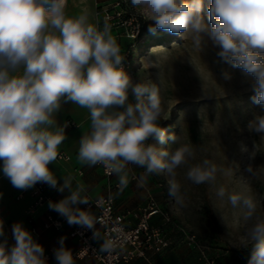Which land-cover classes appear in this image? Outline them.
I'll return each instance as SVG.
<instances>
[{"label": "clouds", "instance_id": "obj_1", "mask_svg": "<svg viewBox=\"0 0 264 264\" xmlns=\"http://www.w3.org/2000/svg\"><path fill=\"white\" fill-rule=\"evenodd\" d=\"M68 0H0V160L3 174L21 190L37 182L46 183L59 192L70 193L59 202L49 201V208L67 219L93 231L99 218L82 195V184L73 187V177L63 176L58 185L49 168L58 158L59 146L65 141L67 122L58 125L54 115L62 104L72 102L88 109L91 130L79 140L78 159L88 167L103 165L106 174L116 175L121 188L129 183V164L145 169L146 175L166 173L172 179L168 194L183 202L176 169L195 158L192 146L182 145L174 151L158 147L175 143L177 135H167L159 121L163 114L160 88L155 83L133 81L122 67L124 56L112 26L105 20L102 28L89 21L88 14H66ZM149 20L148 31L166 30L191 37L200 50L205 37L217 55L234 68L254 77L251 101L264 107V0H211L206 23L204 0H131ZM225 78H230L225 73ZM135 102L129 101V93ZM79 126V125H78ZM248 130L264 140V115L248 123ZM155 143H148L149 139ZM247 151V149H244ZM257 146L251 153L256 155ZM217 165L204 159L189 167L187 178L194 184H214ZM246 179L257 176L249 164ZM226 175H232L229 168ZM217 196L224 198L220 187ZM233 208L244 209L243 220L249 222L246 239L251 242L249 264H264V219L251 195L227 194ZM15 244L8 246L3 220L0 219V264H47L44 248L23 226L12 225ZM54 249L57 264H76L70 249ZM115 246L108 241L100 252L111 255Z\"/></svg>", "mask_w": 264, "mask_h": 264}, {"label": "rangeland", "instance_id": "obj_2", "mask_svg": "<svg viewBox=\"0 0 264 264\" xmlns=\"http://www.w3.org/2000/svg\"><path fill=\"white\" fill-rule=\"evenodd\" d=\"M121 1V6L114 8L111 2L108 7L98 0H68L65 11L70 17L86 12L89 21L102 28L104 22L100 23L99 12L109 8L107 22L112 26V35L125 61L129 62L125 72L133 81L159 86L164 109L160 126L166 129L167 135L178 137L175 143L166 140L158 147L171 152L189 145L195 151L194 159L176 169L175 179L181 185L183 202L170 197L168 191L154 194L171 217L166 225L171 245L150 261L154 264H249L251 242L246 239L249 222L243 220V208L231 206L227 194L251 195L257 202L258 215L264 219V140L260 134L248 130V123L255 116L264 115V107L250 99L254 95V77L224 62L217 55L219 48L207 37L198 50L188 35L182 39V34L166 30L150 33L148 27L155 21L134 8L131 0ZM210 2L204 0L202 10L206 23H210L207 11ZM117 9L124 13L112 18ZM136 24H140L139 33L134 29ZM225 73L230 78H225ZM129 101L135 102L131 92ZM58 123L63 125L62 119ZM148 143L155 141L150 138ZM255 145L256 155L251 157ZM204 159L215 163L218 169L231 168L233 174L218 171L214 184H194L187 178V172L190 166ZM249 164L257 172L251 181L246 179L250 175L246 171ZM163 174L169 189L172 178ZM5 177L0 169V196L7 191L1 181ZM220 187L226 191L224 198L216 194ZM163 222L161 216V222L154 225ZM190 234L196 235L199 245L194 247L188 243Z\"/></svg>", "mask_w": 264, "mask_h": 264}, {"label": "crops", "instance_id": "obj_3", "mask_svg": "<svg viewBox=\"0 0 264 264\" xmlns=\"http://www.w3.org/2000/svg\"><path fill=\"white\" fill-rule=\"evenodd\" d=\"M98 1H100V3H106V6H108L109 2L113 3V1L110 0ZM63 105V109L54 115V119L57 121L58 125L59 118L62 119L64 124L66 117H69V121L67 122L68 127L65 129L66 139L59 146L58 154H67L70 158H57L56 161L49 165V168L56 175L58 185L63 184V176L71 175L73 177V187L77 184L85 186L86 192L82 193V195L92 198L105 196L109 193L110 181L119 182L117 176L114 175L109 180L105 177L98 165L88 167L83 165L78 159L79 140L83 134L91 130L90 113L88 109L81 108L72 102H68V104L64 103ZM0 164H2V160H0ZM0 169H2V165H0ZM127 169L129 172L127 177L129 183L124 190H120L116 193V210L118 212L129 213V215H131V213L136 212L141 206L148 203L150 195L158 194L159 192L167 193L168 184L165 182L166 178L163 173L160 175H146L141 186V176L144 174L145 169L132 164H129ZM1 181H3L2 185L7 188V191L0 196V219L3 220L4 231L9 247L15 244L12 225L16 222H22L23 226L33 235L34 239L43 246L47 264H57L54 249L60 247L59 240L61 237H64V246L71 250L76 264H101L93 258H78L74 256L79 248V242L77 238L71 236L73 225H69L67 220L63 223L62 227L58 229L54 227L47 228L45 226L47 217L49 215H56L57 213L51 210L49 205H44L39 208L31 220L28 215V209L34 202L32 193L30 191L15 188L7 177ZM47 194L51 196L53 202H59L70 193L67 189L61 193L48 186ZM82 206L83 204L78 205L80 208H82ZM92 212L95 213V211ZM130 217L132 218L133 216ZM132 219L133 223H135L136 219ZM160 222V214L153 216L151 219L153 225ZM33 228L36 229V232L33 231ZM99 236L101 239H95V243L101 248L104 238L102 235ZM3 239L4 237H0V241ZM126 264H154V261L136 257Z\"/></svg>", "mask_w": 264, "mask_h": 264}, {"label": "built area", "instance_id": "obj_4", "mask_svg": "<svg viewBox=\"0 0 264 264\" xmlns=\"http://www.w3.org/2000/svg\"><path fill=\"white\" fill-rule=\"evenodd\" d=\"M112 4L114 8L121 6V0H114ZM109 7V6H108ZM109 9V8H108ZM108 9L101 10L99 12L100 23L110 19V12ZM114 12V11H113ZM124 12L115 10L112 14V18L119 17ZM140 24H136L134 29L139 33ZM135 33V31H134ZM128 61L125 58L122 61V67L125 69L128 66ZM67 154L59 153L58 159H69ZM103 174L109 180L114 175L106 174L103 165H98ZM48 184L37 182L32 188L26 189L30 191L34 197V202L28 209V215L32 220L35 212L44 205H49V201L52 198L47 194ZM109 193L99 198L88 197L89 203L83 204L81 209H91L95 211V215L99 218L100 224H96L99 235H102L104 241L111 242L116 251L111 255L100 252V246L95 243L93 238V231L79 225H73L71 233L72 237L77 238L79 242V248L75 252L74 256L78 258H93L101 264H126L132 261L136 257H143L145 259H152L154 256L162 254L171 245L168 237L167 224L171 222V217L168 212H165L154 195H150L148 203L141 206L136 212L131 213H120L116 210V193L120 190H124L125 187L121 188L119 182L110 181ZM160 214L164 218V222L161 225H153L151 219L153 216ZM136 222L133 223V219ZM67 219L62 217L58 213L56 215H49L45 226L47 228L54 227L60 228ZM36 232V229L33 228ZM188 243L192 246H197L198 241L195 234L187 236Z\"/></svg>", "mask_w": 264, "mask_h": 264}]
</instances>
